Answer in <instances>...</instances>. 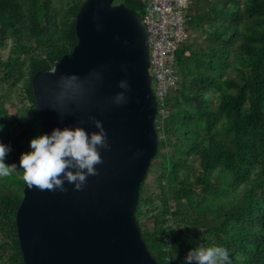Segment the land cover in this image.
Returning a JSON list of instances; mask_svg holds the SVG:
<instances>
[{
  "label": "trees",
  "instance_id": "1",
  "mask_svg": "<svg viewBox=\"0 0 264 264\" xmlns=\"http://www.w3.org/2000/svg\"><path fill=\"white\" fill-rule=\"evenodd\" d=\"M114 1L141 17L147 4ZM81 2L0 0V141L11 145L5 162L18 165L0 176V264H24L19 161L44 133L31 79L76 44ZM184 25L136 222L156 264H181L190 249L214 245L230 250L232 264H264V0H189Z\"/></svg>",
  "mask_w": 264,
  "mask_h": 264
},
{
  "label": "water",
  "instance_id": "2",
  "mask_svg": "<svg viewBox=\"0 0 264 264\" xmlns=\"http://www.w3.org/2000/svg\"><path fill=\"white\" fill-rule=\"evenodd\" d=\"M75 32L72 50L31 79L44 133L77 125L98 131L94 116L110 147L100 149L98 172L81 189L67 180L63 191L24 182L15 214L23 262L156 264L134 215L159 139L145 24L122 2L82 0ZM118 92L126 96L119 104Z\"/></svg>",
  "mask_w": 264,
  "mask_h": 264
},
{
  "label": "clouds",
  "instance_id": "3",
  "mask_svg": "<svg viewBox=\"0 0 264 264\" xmlns=\"http://www.w3.org/2000/svg\"><path fill=\"white\" fill-rule=\"evenodd\" d=\"M119 86L123 89L130 87L126 80H121ZM126 99L124 92H118L115 96L116 103H122ZM158 113V112H156ZM98 131L89 132L83 126L55 127L50 133H42L30 140V151L21 154L19 166L24 169L23 180L29 187L36 185L41 189L66 190L64 181L74 183L76 189H81L87 182L90 174H96L95 165L102 162L101 148H109L107 131L103 122L90 117ZM4 127L0 124V130ZM11 151V145L0 141V176L11 174L17 163L5 162L7 153ZM177 253L170 259H175ZM195 261L197 264H232L230 250L223 245L210 247L196 246L188 251L181 264H189Z\"/></svg>",
  "mask_w": 264,
  "mask_h": 264
},
{
  "label": "built area",
  "instance_id": "4",
  "mask_svg": "<svg viewBox=\"0 0 264 264\" xmlns=\"http://www.w3.org/2000/svg\"><path fill=\"white\" fill-rule=\"evenodd\" d=\"M189 0H147L142 21L149 45V72L159 117L166 114V95L176 84L175 50L187 36L184 9Z\"/></svg>",
  "mask_w": 264,
  "mask_h": 264
},
{
  "label": "rangeland",
  "instance_id": "5",
  "mask_svg": "<svg viewBox=\"0 0 264 264\" xmlns=\"http://www.w3.org/2000/svg\"><path fill=\"white\" fill-rule=\"evenodd\" d=\"M9 47H10V44H8L7 48H5L4 51H2V54L5 55V54L7 53V51L9 50ZM14 104H15L16 106H18V105L20 104V102H19V101H16V102H14ZM6 106L8 107L10 113H13V112L15 111V107L12 106L11 103H7ZM151 178H152V175L150 174V175L148 176V178H147V181H150Z\"/></svg>",
  "mask_w": 264,
  "mask_h": 264
}]
</instances>
